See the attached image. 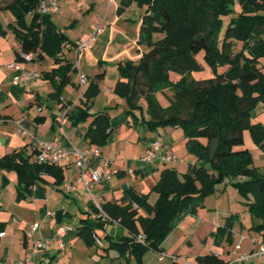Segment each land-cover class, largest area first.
<instances>
[{
    "label": "trees",
    "instance_id": "1",
    "mask_svg": "<svg viewBox=\"0 0 264 264\" xmlns=\"http://www.w3.org/2000/svg\"><path fill=\"white\" fill-rule=\"evenodd\" d=\"M118 1L119 13L133 3L143 8L138 43L144 49L136 61L119 63L120 78L114 92L127 100V112L132 117L137 111L143 115L139 100L145 97L148 118L142 117L140 122L154 131L160 126L182 128L188 151L197 156L200 164H190L183 175L174 167L164 168L150 192L141 193L131 187L124 191L122 202L102 203L96 211L126 228L143 250L162 252L163 242L178 221L185 215L197 214L206 196L229 178L245 198L253 218L250 229L264 241V166L261 169L255 165L244 139L248 130L253 142L264 151V122L254 121L253 115L260 104L264 109V0H239L238 11L229 0ZM40 2L11 0L1 5L0 10L10 11L13 19L6 27L0 19V34L10 30L20 43L16 61H25L21 52H34L36 59L48 56L54 60L56 66L43 72V78L53 82L55 91L51 96L58 98L71 82L70 74L76 72L73 60L65 54V48L71 49L74 42L58 28L52 14L38 10ZM235 41L242 44L239 52H235ZM202 59L212 76H193V72L205 68ZM238 64L250 68L236 79L227 78L225 70H219L220 66ZM171 71L180 78L171 79ZM103 76L101 73L90 81L88 78L82 101V115L92 116L85 139L98 146L107 144L112 129L107 109L89 114L100 92L98 80ZM167 90L172 92V98L165 107L157 93ZM2 167L16 171L18 198L41 180L42 174L54 176L57 184L64 181L61 166L33 162L23 150L0 157ZM240 177L244 179L238 180ZM152 191L158 193L154 204L149 201ZM236 218V214H230L218 226L215 245L223 240L232 243ZM93 230V223L80 230L89 245L96 243ZM139 234L144 235L145 244L137 240ZM110 247L125 258L121 264H136L128 256V242L112 241ZM196 264L226 262L217 253L209 252L196 256Z\"/></svg>",
    "mask_w": 264,
    "mask_h": 264
},
{
    "label": "crops",
    "instance_id": "2",
    "mask_svg": "<svg viewBox=\"0 0 264 264\" xmlns=\"http://www.w3.org/2000/svg\"><path fill=\"white\" fill-rule=\"evenodd\" d=\"M59 4L60 11L56 15H63L67 11L79 14L81 11L84 17H91L92 20L75 39L72 48H65V54L73 60L76 72L70 74L71 82L64 86L60 97L51 96L55 91L53 82L43 78V72L50 71L56 66L54 60L45 56L42 59L16 61V52L20 50V43L10 30L6 35L0 34V157L23 150L32 160L37 152V140L60 138L69 149L73 145L80 148L99 149L100 155L91 156L90 166L101 168L105 160L110 159L113 176L109 181L96 183L92 188V195L81 184L72 192H67L64 183H73L79 175V169L72 162L59 164L64 173V181L61 184L56 183L54 176L42 174L41 180L36 181L28 188L24 196L18 198L16 171L8 167L0 168V263L12 264L23 258L28 251L33 250L36 240L47 238H51V243L45 249H36L35 264H89L91 262L96 264L110 258L121 264L125 258L120 256L118 249L110 247L112 241L128 242L130 245L128 256L136 263V256L140 255L144 258V253L136 247L140 245L132 239L131 233L124 227L121 234L117 235V229L121 225L98 214L97 204L109 201L120 203L124 191L131 187L141 193L150 192L152 183L157 181L159 173L168 167L160 164L161 154L172 152L175 156V150H180L178 148L183 144L185 137L179 127L171 126L144 133V126L140 120L142 117L148 118L145 105L142 104L143 115L137 111L135 116L131 117L127 113V100L114 92L116 82H108L103 76L98 80L100 92L94 98L89 114L107 109L111 116V134L104 146L91 144L85 139L92 116L82 115L84 108L82 101L83 92L89 82L82 88L79 76L83 73L90 81L97 74H105L107 72L105 62L110 59L111 50L120 53L118 60L122 63L126 59L136 61L139 58L144 49V46L138 43L143 8L133 3L124 12L119 13L118 0L90 1L85 12L84 5L78 4L76 0H59ZM8 19L7 24L12 21V18ZM1 22L5 27L7 26L2 19ZM98 26H102L104 31L98 37L96 44L92 46L93 49L88 48L76 54L75 45ZM111 58L115 59V56ZM97 59H99L98 63H96ZM14 62L19 67H9V64ZM20 69L37 70L41 72L42 77L27 85L13 84L12 79L20 72ZM261 112H264L263 108ZM254 121L263 122L259 115ZM178 137L180 139L176 142ZM157 140L162 141L161 154L158 153L157 159L151 162L144 161L142 158L150 142H158ZM245 144L250 150L253 148L259 151L261 163L258 167L263 168L264 151L253 140L248 142L249 145L246 142ZM178 166L179 160L170 167L178 169ZM242 179L244 177L238 178V180ZM215 210V221L213 218L207 220L208 217L204 219L213 228L216 224L218 226L224 224L219 223L220 215L224 211L216 208ZM242 210L240 212L239 209H235L229 213V215L236 214V222L238 221V226L233 225V241L228 243L232 248L213 247L212 252L217 253L226 264H264V259L256 255L260 245L264 243L262 236L250 229L251 216L243 217L248 213L247 206H243ZM203 211L206 216L204 209H199L197 216L199 217L200 212ZM242 217L245 221L241 220ZM188 221L193 219L185 216V219L179 223L180 227L177 223L171 232L180 231L179 229ZM36 222H40L41 227L29 236L28 232L32 230V225ZM89 223H93V236L102 240V246L97 242L89 245L81 237V228ZM60 227L67 228L63 235H57ZM215 231H211L213 239ZM181 232V236L192 234L190 227L184 229V234ZM242 234L245 238L241 248L237 249L236 245ZM57 238L67 244V250L59 248ZM208 240L207 237L204 242L207 243ZM224 241L226 240L221 243ZM213 244L215 245L214 240ZM94 246L102 250L96 249L98 254H95L96 257L93 260L90 248ZM162 246L164 251V243ZM246 252L254 255L248 260H240L239 256ZM176 258H173V262L192 264L181 260L178 256ZM163 261L164 258L161 257L162 264Z\"/></svg>",
    "mask_w": 264,
    "mask_h": 264
},
{
    "label": "rangeland",
    "instance_id": "3",
    "mask_svg": "<svg viewBox=\"0 0 264 264\" xmlns=\"http://www.w3.org/2000/svg\"><path fill=\"white\" fill-rule=\"evenodd\" d=\"M10 1L11 0H0V6L4 5ZM76 1H78V4L84 5V7H85L84 12H85L87 10V7L89 6L90 1H93V0H76ZM229 1H230V3H232V7L235 10H237V11L240 10L241 6L239 4V0H229ZM79 12H80L79 14H76V12L71 13V11H67L63 15H61L60 13H59L60 15H56V14L53 15V19L55 20L58 28L60 30L64 31L72 42H74L75 39H77V37L81 34V32L83 31V28L88 26L92 22V20L90 19L91 17H89V18L84 17L83 13L81 11H79ZM0 17L3 20L4 24H7V22L9 21L8 18L13 19V16L10 13V11H5V10H0ZM75 18L76 19L78 18L79 20H75V21L69 20V19H75ZM30 19H31V16H28L29 21H30ZM241 47H242L241 43L236 42V41L234 42L235 52H239L241 50ZM92 49L93 48L91 47L89 50H92ZM119 54L116 53L114 50H111L109 52L110 59L106 60V62H105L107 72L104 74V77H106L105 80L108 82H117L118 79L120 78V70H119V63L120 62L118 60ZM113 56H115V59L111 58ZM201 58H202V55H201ZM128 60H130V59L123 60V63H125ZM98 62H99V59H97L96 63H98ZM202 63L204 64L205 68L202 71L193 72V76H195V77H210V76H212L213 73H212L211 69L209 68L208 64L206 63V61L204 59H202ZM249 68H250L249 65L238 64V65H235V66L230 67V68H227L226 66H220L219 70L220 71L225 70V76L227 78H237L243 72L248 70ZM170 76H171V79H173V80H178L180 78V74H178L174 71L170 72ZM157 97H158L159 101L162 103V105L167 107L171 103L172 92L170 90L159 91L157 93ZM139 104H141V105L144 104L145 108L147 107L145 97H141V99L139 100ZM111 107H112V105H111ZM127 108H129V104H128ZM262 108H263V104H260L255 109L253 115H254V119L257 115H259L260 118L262 119V121L264 122V116H263L264 112H261ZM110 110H112V108H110ZM143 126H144L143 129L145 130L144 133L149 132V131H154V130H148L145 127V125H143ZM159 128H164V127L160 126ZM180 131L183 132L182 128H180ZM179 139L180 138L178 137L176 142H178ZM244 139H245V142L247 144H248V142L250 143V141L253 140L251 137V134L249 133L248 130L245 131ZM157 141L160 143L162 142L160 140H157ZM178 149H180V150H175V156H174L173 160L165 161L162 158H160V164H164V166L170 167V166L174 165L175 161L179 160V166H178L179 168L177 170H178L180 175H183L184 173H186L188 171L190 164H198V165L200 164V161H198L197 156L188 151L187 143H186L185 139L183 140V144ZM251 152L253 154L256 166L260 165L261 160H260L259 151L251 148ZM158 153L161 154V151L158 150ZM160 173L158 175L157 181H154L152 183L150 191L152 190L153 186L160 179ZM151 194H152V196L150 197L149 201L151 204H154L158 198V193L155 191H152ZM244 200H245V198L239 193L238 189L232 184V182L229 178H226L225 181L219 182L216 185V190L213 193L206 196L205 204L199 208L201 210H203V209L205 210V212L207 213L206 216L204 214V211L200 212L201 214L199 217L197 216V214L185 215V216H189V218H192L193 221L186 222V224H184V226L179 230L182 231L181 234H184L185 233L184 229H186L187 227H190V231L192 234L181 236L180 231H176V233L171 232V234H169L168 237L163 242L164 247H165V250L163 252H158V251L153 250L151 248L142 250L141 247L136 245V247L144 253V255H143L144 258H142L140 255L136 256V261H137L136 264H145V263L162 264L160 262L161 257L164 258L163 264H173L174 259L172 257H176V256H178V258H180L181 260H184V261H187L188 263L194 264V263H196V262H194V261H196V256L212 252L213 247H216L217 249H222V248L224 249L225 247H230V249H231L232 247L229 246L230 244H228L227 241H224L220 245H216V246L213 244L214 239L211 236L212 235L211 231L217 230L218 224H216V226H214V228H213V226H211L209 223L205 222L204 219H206V217H208L207 220H211V218H213V220H214L215 216H216L215 215V211H216L215 208H216L218 210L224 211L220 215L221 218L219 220V223L223 224L226 217L229 215V213H231L230 211H235V209H239L240 212L243 211L242 210L243 206H247L244 203ZM247 209H248V207H247ZM185 216L182 217L178 221V227H180L179 223H181L185 219ZM212 216H214V217H212ZM249 216H251V215L248 212L247 215H245L243 217L245 218V217H249ZM243 217L241 218V220L244 219ZM250 219L253 221L252 217H250ZM244 221H245V219H244ZM245 223H247V222H245ZM234 224H236L238 226V221L235 222ZM122 229H123V227H121V226L117 229V231H118L117 235L121 234ZM207 237L209 240L207 243H205L204 240ZM96 249L97 250L99 249V251L102 250L100 247L97 248L95 246L90 248V250H91L90 252L92 254L91 258L93 260L96 257L95 254H98L96 252ZM113 252H115V251H113ZM85 258H83V260H85ZM124 262L125 261H123L122 263H124ZM118 263H117V261L115 262V260H111V258H110L106 261H100L99 263H96V264H118ZM89 264H93V263L91 262Z\"/></svg>",
    "mask_w": 264,
    "mask_h": 264
},
{
    "label": "built area",
    "instance_id": "4",
    "mask_svg": "<svg viewBox=\"0 0 264 264\" xmlns=\"http://www.w3.org/2000/svg\"><path fill=\"white\" fill-rule=\"evenodd\" d=\"M38 10L41 13L46 14H57L60 11L59 0H41ZM104 31L102 26H98L91 30L85 39L81 40L76 46V54H79L81 51L91 48L96 44L98 37ZM21 57L25 61L36 59V54L34 52H21ZM9 67H19L16 62L9 64ZM80 85L82 88L88 82V77L81 73L80 74ZM41 78V72L31 69H20V72L12 79L13 84H22L27 85L30 82ZM161 149L160 142H150L149 147L146 151V154L143 156V160L146 162H151L152 160L158 157V150ZM36 155L31 161L37 163H46V164H69L73 163L79 169V175L76 177L73 183H64V188L67 192H72L75 190L78 185H82L91 195L92 188L98 182L109 181L113 176V170L111 168V160L106 159L104 165L101 168H93L90 166V159L92 155H100V151L97 148L87 147L80 148L75 145L71 149L67 148L63 141L59 139L53 140H37ZM165 161L173 160V153L166 152L160 156ZM137 207V204H134ZM97 208L101 209V204H97ZM106 216V215H105ZM41 227L40 222H36L32 225V230L28 232V235L31 236L32 232L36 231ZM66 227H60L57 230V235H63L66 231ZM3 234V233H2ZM245 238V235H240L239 241L236 245L237 249L241 248L242 242ZM137 240L140 243L145 244V237L142 234L137 236ZM95 241L102 246L103 242L97 236ZM59 248L61 250H67V244L62 241L60 238H57ZM51 243V238L45 240L38 239L35 241L33 250H30L26 255L14 261L12 264H35V251L36 249H45ZM251 254L249 252L242 253L239 256L240 260H248ZM257 256H261L264 259V243L260 245L259 249L256 252ZM177 259L176 257H172ZM4 264V263H0Z\"/></svg>",
    "mask_w": 264,
    "mask_h": 264
}]
</instances>
